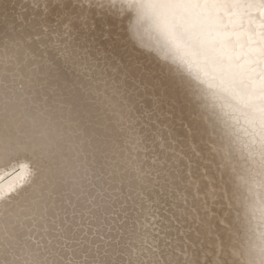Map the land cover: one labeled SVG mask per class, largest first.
<instances>
[{
	"label": "snow or ice",
	"instance_id": "6c2138e0",
	"mask_svg": "<svg viewBox=\"0 0 264 264\" xmlns=\"http://www.w3.org/2000/svg\"><path fill=\"white\" fill-rule=\"evenodd\" d=\"M82 3L119 20L128 43L160 67L196 114L229 208L237 179L264 207V0ZM49 43L92 79L80 49L59 37ZM37 51L0 48V185H9L0 190V264H49L41 257L87 254L93 245L105 254L131 249L138 258L128 264H174L161 259L152 200L167 183L164 162L153 156L149 164L137 109L114 84L96 79L90 92L108 117L98 134L51 86L53 65ZM121 212L124 235L92 231Z\"/></svg>",
	"mask_w": 264,
	"mask_h": 264
},
{
	"label": "bare ground",
	"instance_id": "6f19581e",
	"mask_svg": "<svg viewBox=\"0 0 264 264\" xmlns=\"http://www.w3.org/2000/svg\"><path fill=\"white\" fill-rule=\"evenodd\" d=\"M57 37L84 53L94 68L92 79L60 59L62 49L49 43ZM17 45L21 52L38 50V56L51 61V86L74 110L87 115L98 134H104L108 117L90 92L96 79L114 84L135 106L148 162L159 157L167 178V183L161 180L163 188L152 191L163 229L160 248L166 251L161 259L174 264H264V207L255 204L248 186L237 179L229 208L227 188L205 144L208 137L199 119L160 67L128 43L119 20L99 15L82 0H39L38 6L34 0H0V48ZM8 186L0 185V190L7 192ZM127 206L131 207L130 200ZM122 225L127 228L123 212L119 219L109 216L107 223L93 225L92 231L99 227L100 235L120 236ZM38 238L39 233L33 237ZM92 238L99 241L98 236ZM130 251L105 254L93 245L87 254L79 251L74 256L69 251L41 259L49 264H128L138 258Z\"/></svg>",
	"mask_w": 264,
	"mask_h": 264
}]
</instances>
